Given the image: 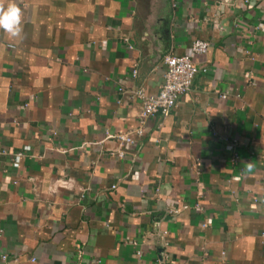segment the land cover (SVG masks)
<instances>
[{"label": "crops", "instance_id": "1", "mask_svg": "<svg viewBox=\"0 0 264 264\" xmlns=\"http://www.w3.org/2000/svg\"><path fill=\"white\" fill-rule=\"evenodd\" d=\"M15 2L22 33L0 32V264H264V0ZM200 39L207 72L141 124L132 92L157 95L165 58ZM142 125L124 150L107 139Z\"/></svg>", "mask_w": 264, "mask_h": 264}, {"label": "built area", "instance_id": "2", "mask_svg": "<svg viewBox=\"0 0 264 264\" xmlns=\"http://www.w3.org/2000/svg\"><path fill=\"white\" fill-rule=\"evenodd\" d=\"M210 49L211 44L208 41L201 39L194 41L191 47L192 54L167 56L165 58L166 71L164 73V82L157 95H150L145 89H137L132 92V99L138 100L141 103L139 117L141 124L158 114L168 117L177 108L180 97L187 95L191 91L197 75L207 72L206 67L197 64L192 55L204 56L209 53ZM136 74L137 72L135 71L134 76H136ZM119 92L122 93L124 90L119 89ZM222 97L226 98L225 95ZM144 132L142 125L140 128L128 133H107V139H114L124 150V148L128 146L134 145L137 140L144 135ZM29 150L30 148L26 147L23 152L14 155V167H20L25 152ZM123 150L118 151L116 155L120 158H124L125 152ZM3 154L6 155L8 153L3 152ZM58 185L60 188L68 189L69 181L61 179ZM197 208H200V205H197ZM168 213L171 215H178L179 210L175 207H171L169 208ZM139 255L141 254L139 253Z\"/></svg>", "mask_w": 264, "mask_h": 264}, {"label": "clouds", "instance_id": "3", "mask_svg": "<svg viewBox=\"0 0 264 264\" xmlns=\"http://www.w3.org/2000/svg\"><path fill=\"white\" fill-rule=\"evenodd\" d=\"M23 12L15 0H9L4 8H0V32L17 38L22 33Z\"/></svg>", "mask_w": 264, "mask_h": 264}]
</instances>
